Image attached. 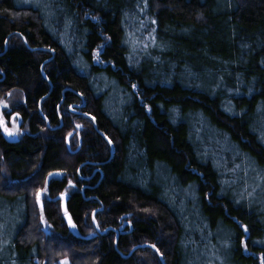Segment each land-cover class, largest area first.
<instances>
[{"label": "trees", "instance_id": "trees-1", "mask_svg": "<svg viewBox=\"0 0 264 264\" xmlns=\"http://www.w3.org/2000/svg\"><path fill=\"white\" fill-rule=\"evenodd\" d=\"M0 104V264H264V0H0Z\"/></svg>", "mask_w": 264, "mask_h": 264}, {"label": "rangeland", "instance_id": "rangeland-1", "mask_svg": "<svg viewBox=\"0 0 264 264\" xmlns=\"http://www.w3.org/2000/svg\"><path fill=\"white\" fill-rule=\"evenodd\" d=\"M43 1V0H42ZM41 0H22L23 3L26 4H35V5H41ZM4 104H0V117L3 118V128L5 130V128L8 129V132L12 133V135H9L8 132H5L7 134V136L11 137L13 136L16 132H18V124H19V117L16 114H11L9 117L5 118L3 116L2 110L3 108H6V106L4 105V107H2ZM40 194V195H38ZM37 194V201L40 202V197H41V193L38 192ZM222 244V243H221ZM220 244V246H221ZM191 257L189 258L188 264H210L209 262H207V253H204L203 250L202 252H196V253H192L190 254ZM213 256V259H215V262L211 263V264H226V259H224L222 262L219 256L216 255H211L210 257ZM217 257V260H216ZM65 262V261H63ZM62 262V263H63ZM64 264V263H63ZM231 264V263H229Z\"/></svg>", "mask_w": 264, "mask_h": 264}, {"label": "water", "instance_id": "water-1", "mask_svg": "<svg viewBox=\"0 0 264 264\" xmlns=\"http://www.w3.org/2000/svg\"><path fill=\"white\" fill-rule=\"evenodd\" d=\"M38 195H40V194H38ZM130 216V214H127V215H124V216H122V218H128ZM64 218H65V220H68V216L65 214L64 215ZM121 218V219H122ZM121 219H119V220H121ZM125 225H127V226H130V223L128 222V221H125V222H123V224L119 227V229H123V227L125 226ZM142 246H150V247H152L151 245H148V244H145V245H142ZM139 247H141V246H139ZM154 250H156V248L155 247H152ZM157 251V250H156Z\"/></svg>", "mask_w": 264, "mask_h": 264}, {"label": "snow or ice", "instance_id": "snow-or-ice-1", "mask_svg": "<svg viewBox=\"0 0 264 264\" xmlns=\"http://www.w3.org/2000/svg\"><path fill=\"white\" fill-rule=\"evenodd\" d=\"M94 119V118H93ZM3 124V118L2 117H0V125H2ZM77 127H80L79 125H77ZM5 132H8V129L7 128H5ZM8 134L9 135H12V133H10V132H8ZM71 135V134H70ZM51 175V174H50ZM152 247H155V245H153ZM65 264H67V262H65Z\"/></svg>", "mask_w": 264, "mask_h": 264}, {"label": "flooded vegetation", "instance_id": "flooded-vegetation-1", "mask_svg": "<svg viewBox=\"0 0 264 264\" xmlns=\"http://www.w3.org/2000/svg\"><path fill=\"white\" fill-rule=\"evenodd\" d=\"M125 226H126V225H125ZM125 226H124V227H125ZM124 227H123V228H124Z\"/></svg>", "mask_w": 264, "mask_h": 264}]
</instances>
